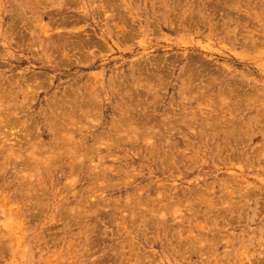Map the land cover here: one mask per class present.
Masks as SVG:
<instances>
[{"label":"rangeland","instance_id":"obj_1","mask_svg":"<svg viewBox=\"0 0 264 264\" xmlns=\"http://www.w3.org/2000/svg\"><path fill=\"white\" fill-rule=\"evenodd\" d=\"M0 264H264V0H0Z\"/></svg>","mask_w":264,"mask_h":264}]
</instances>
